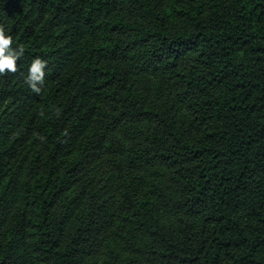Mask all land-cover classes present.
Masks as SVG:
<instances>
[{"label": "trees", "instance_id": "trees-1", "mask_svg": "<svg viewBox=\"0 0 264 264\" xmlns=\"http://www.w3.org/2000/svg\"><path fill=\"white\" fill-rule=\"evenodd\" d=\"M123 6L146 21H131ZM171 8L0 0L20 53L16 71L4 72L19 87L1 99L23 96L0 121V264H96L109 231L167 264H264V0ZM34 17L42 24L27 32ZM36 57L45 62L39 92L27 82ZM110 57L129 59L135 74L157 68L176 93L145 100ZM145 119L148 127H134ZM96 152L111 165L102 186L91 182ZM151 161L206 209L207 237L194 247H178L144 197L140 165Z\"/></svg>", "mask_w": 264, "mask_h": 264}, {"label": "rangeland", "instance_id": "rangeland-1", "mask_svg": "<svg viewBox=\"0 0 264 264\" xmlns=\"http://www.w3.org/2000/svg\"><path fill=\"white\" fill-rule=\"evenodd\" d=\"M152 1L157 7L159 5L164 7L172 6L171 9L180 2V0ZM117 8L131 21L141 23L146 21L145 16L139 11L127 10L125 6ZM5 17L6 15H3L0 18V26L3 25ZM41 21L43 20L40 17H34L33 21L25 26L27 32L35 31L42 24ZM106 61L108 67L118 70L121 77L127 76L129 81H134L135 85L138 86V91H141L145 100L156 98L157 101L163 100L166 102L170 101L176 93L171 82L161 79L162 75L157 68H148L142 72L141 70H136L135 74L129 59L110 57ZM19 84L17 81L8 83L4 73L0 74V121L6 116L12 117L17 112L16 110L22 108L23 96H18V91L13 95L9 91L8 98L1 99L5 88L12 85V89L17 90ZM105 108L108 109V106L105 105ZM27 113L25 111V115ZM150 123L151 121L146 119L133 122L134 127L141 129H145ZM119 135L121 133L116 135L113 132L109 133L106 138L112 140L113 137H116L112 140V142H115L119 140ZM139 141H144V136ZM95 161L96 165H91V182L97 186H102L112 176L111 165L98 152L95 153ZM140 168L148 179L143 189V195L154 203L156 217H158L159 222L164 226L165 232L174 240L176 245L182 248H191L196 245V242L206 239L208 231V224L204 222L206 209L200 204L193 205V202L185 199L182 193V182L174 176V172L170 171L166 165L160 162L153 163L152 161L145 162L140 165ZM107 235V238H110L108 243L94 255L96 264H167L158 261L152 255L146 254L143 249L137 246L135 241H132L130 237H126L127 234L116 240L113 231H109Z\"/></svg>", "mask_w": 264, "mask_h": 264}, {"label": "clouds", "instance_id": "clouds-1", "mask_svg": "<svg viewBox=\"0 0 264 264\" xmlns=\"http://www.w3.org/2000/svg\"><path fill=\"white\" fill-rule=\"evenodd\" d=\"M12 36L9 35L6 30L0 26V74H3L6 70L9 72H15L17 68L16 61L20 53L11 49ZM45 62L36 57L31 61L28 69L27 82L30 87L36 91H40V87L37 82L43 83Z\"/></svg>", "mask_w": 264, "mask_h": 264}]
</instances>
